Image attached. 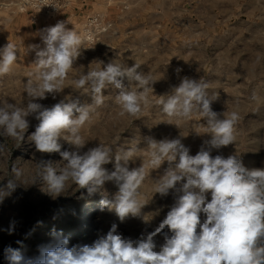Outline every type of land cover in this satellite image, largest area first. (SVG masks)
<instances>
[{"label":"rangeland","instance_id":"obj_1","mask_svg":"<svg viewBox=\"0 0 264 264\" xmlns=\"http://www.w3.org/2000/svg\"><path fill=\"white\" fill-rule=\"evenodd\" d=\"M54 8L47 11L22 0H0V49L8 43L18 48L12 73L0 76V101L26 107L25 83L36 68L31 46L43 48L42 31L65 22L80 35L84 48L63 91L34 102L49 108L69 99L80 106L91 104V94L85 93L87 89H76L74 80L113 61L139 64L138 71L155 81L149 93L152 103L139 117H120L117 90H104V104L81 130L86 143L80 154L99 143L112 146V162L104 166L112 171L116 152L124 148L136 149L130 168L147 165L146 138H181L191 155L207 147L211 134L207 133L206 120L196 114L177 122L156 104L159 96L171 94L182 78L188 77L207 82L210 94L216 95L211 108L221 118L232 112L239 115L235 142L212 149L211 155H238L246 167L264 168V0H62ZM27 119L29 128L22 141L0 135V189H6L13 177L11 169L21 173V184L0 203V264H7L4 249L8 245L20 248L26 257H35L42 246L58 237L67 238L70 247L91 245L113 224L123 237L139 239L158 227L180 194L170 190L167 196L153 195V180L168 167L164 162L159 169L146 167L140 196L146 204L140 216H129L123 222L114 210L100 203L103 194L111 199L118 191L113 182L89 195L86 188L69 181L62 194L53 196L38 178L39 163L51 162L59 169L66 162L59 153L36 150L29 137L39 121L34 115ZM58 142L62 151H75L63 138ZM12 221L15 231L10 235L5 229ZM154 240L159 250L163 233Z\"/></svg>","mask_w":264,"mask_h":264},{"label":"clouds","instance_id":"obj_2","mask_svg":"<svg viewBox=\"0 0 264 264\" xmlns=\"http://www.w3.org/2000/svg\"><path fill=\"white\" fill-rule=\"evenodd\" d=\"M41 39L43 48L31 46L36 68L25 83L29 98L26 107L0 101V135L22 141L29 128L27 117L35 116L39 123L29 140L37 151L59 153L66 162L59 169L51 162L39 163L38 178L47 185L48 192L59 196L71 181L93 195L106 182H113L118 191L111 199L103 194L100 203L114 210L123 222L129 216H140L146 204L140 199L146 167L151 171L167 162L163 175L153 180V195L167 196L170 190L180 194L158 227L139 239L123 237L113 224L106 235L91 245L70 247L67 238L58 237L42 246L35 257H26L20 248L8 245L4 249L7 264H264V168H248L238 155H211L212 149L235 142L238 113L223 114L221 118L211 108L216 95L210 94L207 82L184 77L171 94L159 96L156 104L164 115L177 122L196 114L206 120L207 133L211 134L205 142L207 147L202 146L191 155L181 138H146L147 165L130 168L136 149L124 148L116 152L114 170L109 171L104 166L112 162V146L99 143L80 154L86 143L82 128L104 104V90L110 88L117 90L118 115L139 117L152 103L149 93L155 81L138 71L139 64L128 66L113 61L81 73L74 80L76 89H87L85 93L91 94V104L80 106L78 101L69 99L45 107L34 101L63 91L84 42L65 22L44 29ZM17 52V46L11 43L0 49V76L12 73ZM61 138L75 151H62L58 142ZM11 172L13 177L8 179L6 189H0V203L21 184V173L14 168ZM144 220L148 221L145 217ZM5 231L11 235L15 221ZM161 233L164 243L157 250L154 237Z\"/></svg>","mask_w":264,"mask_h":264},{"label":"built area","instance_id":"obj_3","mask_svg":"<svg viewBox=\"0 0 264 264\" xmlns=\"http://www.w3.org/2000/svg\"><path fill=\"white\" fill-rule=\"evenodd\" d=\"M22 1L28 2L31 5L44 6V8H45L44 10L49 11L50 7L51 8L56 7V8H54V10H56L59 7V3L62 0H22ZM66 1H68V0H64V2H66Z\"/></svg>","mask_w":264,"mask_h":264},{"label":"bare ground","instance_id":"obj_4","mask_svg":"<svg viewBox=\"0 0 264 264\" xmlns=\"http://www.w3.org/2000/svg\"><path fill=\"white\" fill-rule=\"evenodd\" d=\"M90 208H91V206H89V209H90ZM93 208H94V207H93ZM90 212H91V211H90ZM88 223H89V222H88ZM91 224H92V223H91ZM87 225H88V224H87ZM91 226H92V225H91ZM78 227H79V226H78ZM90 229H91V228H90ZM92 230H94V229H92ZM92 230H91V231H92Z\"/></svg>","mask_w":264,"mask_h":264}]
</instances>
